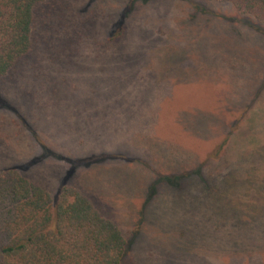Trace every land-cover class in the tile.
Masks as SVG:
<instances>
[{
    "label": "rangeland",
    "instance_id": "rangeland-1",
    "mask_svg": "<svg viewBox=\"0 0 264 264\" xmlns=\"http://www.w3.org/2000/svg\"><path fill=\"white\" fill-rule=\"evenodd\" d=\"M32 41L0 77L2 165L85 193L128 264H264V22L216 0H47Z\"/></svg>",
    "mask_w": 264,
    "mask_h": 264
},
{
    "label": "trees",
    "instance_id": "trees-1",
    "mask_svg": "<svg viewBox=\"0 0 264 264\" xmlns=\"http://www.w3.org/2000/svg\"><path fill=\"white\" fill-rule=\"evenodd\" d=\"M45 1L0 0V77L31 51L35 9ZM216 1L264 22V0ZM131 251L81 190L64 184L51 192L0 157V264H128Z\"/></svg>",
    "mask_w": 264,
    "mask_h": 264
}]
</instances>
